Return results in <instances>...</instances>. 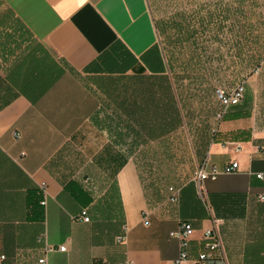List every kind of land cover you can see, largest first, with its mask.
I'll use <instances>...</instances> for the list:
<instances>
[{"label": "crops", "instance_id": "obj_1", "mask_svg": "<svg viewBox=\"0 0 264 264\" xmlns=\"http://www.w3.org/2000/svg\"><path fill=\"white\" fill-rule=\"evenodd\" d=\"M235 10L218 33L244 93L217 122L216 96L200 114L167 75L147 0H0V264H172L169 232L190 222L194 257L213 218L229 264H264V0ZM176 132L207 133L187 146L216 179L147 184L142 164Z\"/></svg>", "mask_w": 264, "mask_h": 264}, {"label": "rangeland", "instance_id": "obj_2", "mask_svg": "<svg viewBox=\"0 0 264 264\" xmlns=\"http://www.w3.org/2000/svg\"><path fill=\"white\" fill-rule=\"evenodd\" d=\"M240 1L243 0H147L168 61L167 75L177 82L180 92L193 94L200 114L206 111L203 105L207 104V96L215 98L218 88L228 92L237 81L235 53L220 47L224 38L218 31L235 29V8ZM206 134L165 133L161 162L142 164L147 184L157 187L161 181L170 185L189 177L195 164L187 145H194ZM150 142L156 143L149 140V159L156 145Z\"/></svg>", "mask_w": 264, "mask_h": 264}, {"label": "built area", "instance_id": "obj_3", "mask_svg": "<svg viewBox=\"0 0 264 264\" xmlns=\"http://www.w3.org/2000/svg\"><path fill=\"white\" fill-rule=\"evenodd\" d=\"M216 97L220 103V110L215 115V120L220 122L224 117L227 109L230 106H234L239 103L243 98L244 93V83L243 81L235 84L230 91L226 92L223 89H216ZM213 134L216 133V129H213ZM261 152H264V146L260 147ZM209 159L206 157L200 165L197 166L193 173V180L200 187L202 182L206 179L214 180L217 178L219 173L216 166H211L207 170ZM239 165L237 161H232L227 163L223 167L224 172H234L238 170ZM254 176L262 180L264 178V170L254 172ZM40 189L45 193L46 185L45 182L40 183ZM168 195L166 200L170 203L177 204L179 202L180 190L176 187H168ZM256 199L260 202H264V192H258L256 194ZM42 204L44 201L41 202ZM81 219L85 222L89 221L86 209L80 211ZM218 219L213 218L210 227L204 229L203 231V243L200 248H198L196 255L194 257L190 254V237L194 231L193 226L188 221H181L175 230L169 232V236L175 238L178 241V253L174 258L172 264H185L190 261L191 264H229L224 246L221 239V234L218 228ZM125 239V235H118L116 237L117 242H122ZM65 245L59 246L60 251H65ZM5 259L3 254H0V263ZM39 263H45V259H39Z\"/></svg>", "mask_w": 264, "mask_h": 264}, {"label": "trees", "instance_id": "obj_4", "mask_svg": "<svg viewBox=\"0 0 264 264\" xmlns=\"http://www.w3.org/2000/svg\"><path fill=\"white\" fill-rule=\"evenodd\" d=\"M20 30H21V26H19Z\"/></svg>", "mask_w": 264, "mask_h": 264}]
</instances>
